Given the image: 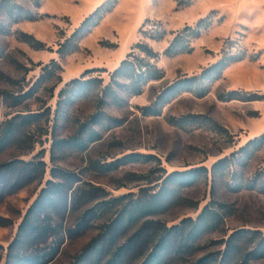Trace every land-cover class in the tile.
Returning <instances> with one entry per match:
<instances>
[{
    "label": "rangeland",
    "instance_id": "obj_1",
    "mask_svg": "<svg viewBox=\"0 0 264 264\" xmlns=\"http://www.w3.org/2000/svg\"><path fill=\"white\" fill-rule=\"evenodd\" d=\"M90 17L99 22L72 44L79 49L59 55L60 45ZM186 27L199 29L200 37L186 34L191 51L168 56L166 50ZM38 44L45 48L37 49ZM138 44L159 54L163 78L133 95L119 89L112 75L126 59L144 58ZM53 62L61 70L37 83L42 68ZM220 62L223 68L214 70ZM85 72V80L103 84L97 81L99 87L95 83L88 96L75 101L67 117L56 119L59 91ZM59 76L63 82L54 97ZM107 86L115 95L102 92ZM234 92L236 98H263L231 100ZM27 93L20 103L11 98ZM29 114L44 116L19 127L0 150V218L11 222L0 227V264H7L8 247L53 179V168L76 174L80 182L73 185L76 201L69 192L68 205L53 213L61 227L49 242L59 246L50 264H74L95 238L110 231L114 240L96 264H107L143 235L121 262L139 264L165 227L197 221L207 206L223 214L221 229L187 246L174 233L163 264H219L224 249L219 242L234 231L264 234V194L247 188L264 169V147L245 166L213 171L216 163L264 135V13L248 8L247 0H0V125ZM76 138L85 140L83 147L71 145ZM38 161L48 166L44 180L25 172L22 163ZM7 164L14 167L3 170ZM200 168L208 172L181 176ZM159 192L168 201L165 209L114 231L124 206Z\"/></svg>",
    "mask_w": 264,
    "mask_h": 264
},
{
    "label": "trees",
    "instance_id": "obj_2",
    "mask_svg": "<svg viewBox=\"0 0 264 264\" xmlns=\"http://www.w3.org/2000/svg\"><path fill=\"white\" fill-rule=\"evenodd\" d=\"M98 22L99 20L95 17L88 18L71 38L60 45L58 54L65 56L77 51L79 49L77 43L73 47L72 44L85 34L84 31L87 33V31ZM188 33L191 34L192 37L195 36L193 39H197L201 35L199 29L186 27L176 35L173 43L166 50L168 56H176L191 51V42L188 41L186 44L184 42L185 35ZM35 47L39 50H43L45 45L38 44L37 46L35 45ZM136 48L140 50L144 58H135V61L129 58L123 61L121 66L113 73L112 81L119 89L129 91L133 93V95H140L149 82L162 79L163 72L156 65L159 58L158 53L147 44H138ZM130 57H132V55H130ZM221 68H223V62L213 67L214 70ZM57 69L61 70V66L58 62H53L43 67L42 77L39 78L37 83H41L43 79L50 80L55 76ZM88 73L89 72H85L81 78L71 80L59 91L54 113L56 119L67 117V115H69L68 108L73 106L78 99L88 96L93 89V85H95L97 81L98 84H103L102 79L85 80ZM58 79V84L53 88L54 97L59 84L63 82L61 76H59ZM120 79H126L127 84L120 83ZM193 80L194 78L189 81L192 82ZM94 87H99V85L96 83ZM102 92L110 97L115 95L111 86H107ZM236 95L237 93L234 92L231 93L229 97L231 100H241L244 102L261 101L263 98V96L250 95L242 99L236 98ZM28 96L29 93L13 96L11 98L14 99L16 103H20V101L26 99ZM43 116L44 114L19 115L7 121L2 126L0 125V150L6 146V143L11 141L14 134L19 130V127L39 122ZM18 119L21 120L16 122ZM78 139L80 138H76L71 145L83 147L85 140L82 138V140L78 142ZM70 143L71 142L68 144ZM263 147L264 135L249 141L238 152L232 154L231 158L226 157L216 163L213 167V171L218 173L227 165H233L235 163L240 166H245L244 163L250 162L257 151H260ZM22 163H24L25 172L29 173V175L39 173L40 178L42 180L45 179L48 169L45 161ZM10 167H14V164L3 166V170ZM202 171L208 172L206 168H200L190 173L186 172L181 174V176H187L189 174L199 175ZM1 175L4 176V172L3 174L0 172V176ZM51 176L53 179L47 181L46 187L41 190L38 199L29 209L20 224L16 238L9 245L7 264H50L56 259L59 253V246H55L53 242L49 244V242L59 235V227L61 226L55 222L53 213L59 205H68V194L73 191V185L78 184L80 181L77 180L76 174L59 168H53L51 170ZM58 179H61L62 182H57L56 180ZM247 188L259 190L264 194V169L258 172ZM77 192V190L72 192L75 201ZM123 198L125 197L114 199L110 202H102L101 204L103 206H108ZM165 199V195L159 192L150 196L145 202L131 200L129 202L130 204L124 206L119 213L118 219L115 221L117 222L118 228L114 229V231L121 229L124 224L127 225L131 221H137L161 212L162 209L168 206V201ZM219 207H221V209L225 208L223 205H219ZM223 222V214L207 206L197 221L188 219L184 221L181 226L172 228L165 227L162 234L155 240L156 242H153L154 245L152 249H150L148 253H143L142 261L139 264H163L169 254L172 244L171 236L174 233H177L183 245L187 246L192 240L199 239L205 233L220 230ZM10 223L9 220L0 218V227H7ZM186 228L189 229L187 233L185 232ZM144 237L143 235H136L130 240L125 249L122 248L114 253L107 264H121L125 256L133 252V249L143 241ZM113 240L114 232H103L90 243L82 254L76 257L74 264H96L105 250L111 246ZM219 243L224 247L220 252V260H216L217 262L219 261V264H251L252 262L264 259V234L260 231H234L227 240H222ZM42 245L45 246V248L42 249Z\"/></svg>",
    "mask_w": 264,
    "mask_h": 264
},
{
    "label": "crops",
    "instance_id": "obj_3",
    "mask_svg": "<svg viewBox=\"0 0 264 264\" xmlns=\"http://www.w3.org/2000/svg\"><path fill=\"white\" fill-rule=\"evenodd\" d=\"M248 8H257L264 13V0H247Z\"/></svg>",
    "mask_w": 264,
    "mask_h": 264
}]
</instances>
